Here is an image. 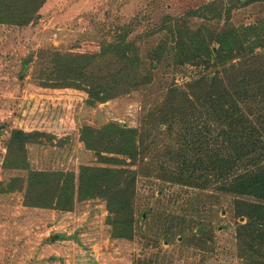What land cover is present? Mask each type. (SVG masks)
I'll list each match as a JSON object with an SVG mask.
<instances>
[{
    "label": "rangeland",
    "instance_id": "rangeland-1",
    "mask_svg": "<svg viewBox=\"0 0 264 264\" xmlns=\"http://www.w3.org/2000/svg\"><path fill=\"white\" fill-rule=\"evenodd\" d=\"M217 94L264 116V0H0V264H264V153L192 144Z\"/></svg>",
    "mask_w": 264,
    "mask_h": 264
},
{
    "label": "trees",
    "instance_id": "trees-1",
    "mask_svg": "<svg viewBox=\"0 0 264 264\" xmlns=\"http://www.w3.org/2000/svg\"><path fill=\"white\" fill-rule=\"evenodd\" d=\"M27 14H29V16L25 18V21L31 18V12L27 11ZM103 71L105 72V70ZM104 75L105 77L101 81L100 88H91L88 91L90 95H93L94 90L95 92L112 93L146 82L143 77L136 74L135 70L130 67H116L113 72L104 73ZM61 87L72 86L67 83L63 84ZM207 105L208 108H206V110L211 115L212 121L215 122L216 131L209 134V140L205 134L206 130L203 133L202 131L193 133L191 139L193 145H200L201 148L206 147L202 145L210 143L209 141L212 139L213 144L221 148L219 152L213 153V155L211 154L213 158H211V162L207 168L209 171L205 170L212 173L213 176L210 180L215 177L216 179H221L228 171H231L230 169L233 168V165L236 164L237 161L256 154L261 156L264 153V116H260V114L250 116L247 112H251L252 109H255V106L250 105L246 109H243L240 107L238 101H228L227 98L220 94H217L214 98L209 97ZM202 107L203 106H201V108ZM110 129H114L117 132L116 142L118 144L114 145L112 150L120 153L123 149H127L128 145L126 146L125 143L133 140V132L120 128L116 129L112 126L106 127L104 130ZM20 134L21 132L19 131L14 132V136L17 140H20ZM114 142L115 141L108 142V145H113ZM226 163H229V165ZM224 165H226L227 168L225 172H222L221 169H223L222 167ZM203 171L204 170H202V172L200 171L201 174L199 176L195 175V177L192 176L194 174L190 173L184 182L193 186L201 179L205 178L209 180L208 174H205L204 177L202 176ZM115 173L122 174V172L119 171H115ZM235 192L240 195L251 196L264 201V172H259L237 183Z\"/></svg>",
    "mask_w": 264,
    "mask_h": 264
}]
</instances>
